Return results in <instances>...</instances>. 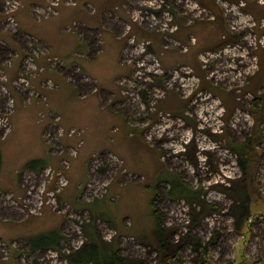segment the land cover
I'll return each mask as SVG.
<instances>
[{
  "label": "rangeland",
  "instance_id": "1",
  "mask_svg": "<svg viewBox=\"0 0 264 264\" xmlns=\"http://www.w3.org/2000/svg\"><path fill=\"white\" fill-rule=\"evenodd\" d=\"M0 156V264H264V0H0Z\"/></svg>",
  "mask_w": 264,
  "mask_h": 264
},
{
  "label": "trees",
  "instance_id": "2",
  "mask_svg": "<svg viewBox=\"0 0 264 264\" xmlns=\"http://www.w3.org/2000/svg\"><path fill=\"white\" fill-rule=\"evenodd\" d=\"M254 147V146H253ZM236 153L240 156V165L244 173H248L249 168L243 166V158L246 154H252L253 148L249 143H241L237 145V149H235ZM1 159V156H0ZM36 161L32 162L30 165L33 168H36L38 165H43L47 162H41L38 160V164L35 163ZM170 188L168 191L169 196L174 197H183L187 200H191L193 194L192 191L189 190V187L184 185L181 181H177L174 179L170 181ZM157 210L153 207V216L155 218V228H154V235L156 238V242L158 245V249L163 253L166 254L168 252L167 248L169 247V241L167 235L164 233V227L162 225V221L160 216L157 214ZM61 235L59 233L49 232L43 233L31 240V244L33 247L38 248H48L58 251V242ZM94 240L90 243L84 244V247H81L77 250L76 258L72 259L73 262L76 264H148L142 260L133 259L131 262L126 263L125 259L118 253V249L111 248L107 249L105 247H101V244L98 242L95 236H93Z\"/></svg>",
  "mask_w": 264,
  "mask_h": 264
},
{
  "label": "crops",
  "instance_id": "3",
  "mask_svg": "<svg viewBox=\"0 0 264 264\" xmlns=\"http://www.w3.org/2000/svg\"><path fill=\"white\" fill-rule=\"evenodd\" d=\"M80 13H81V11L77 14V16L78 17H80ZM81 17H83V15L81 16ZM105 32H107V31H105ZM78 38V37H77ZM46 39H48V38H46ZM48 42H49V39H48ZM77 42V41H76ZM80 43V42H79ZM77 45V44H76ZM84 50H86V47L85 46H81ZM78 51H80V50H78L77 49V47L73 44L72 45V47H71V49L69 50V51H67V52H65L63 55H64V57H65V59H63V61L66 63V65H69L72 61H73V59L76 57V56H78L79 54L81 55V56H84V54L83 53H81V52H78ZM87 51V50H86ZM79 53V54H78ZM69 56V57H68ZM68 57V58H67ZM71 58V59H70ZM75 65H77V66H79L78 64H75ZM90 65H85V69H89L90 67H89Z\"/></svg>",
  "mask_w": 264,
  "mask_h": 264
}]
</instances>
